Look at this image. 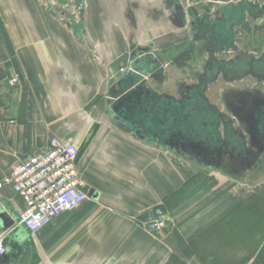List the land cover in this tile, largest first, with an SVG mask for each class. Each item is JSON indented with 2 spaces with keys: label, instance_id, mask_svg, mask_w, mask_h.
Here are the masks:
<instances>
[{
  "label": "crops",
  "instance_id": "obj_1",
  "mask_svg": "<svg viewBox=\"0 0 264 264\" xmlns=\"http://www.w3.org/2000/svg\"><path fill=\"white\" fill-rule=\"evenodd\" d=\"M173 13L170 0H0V182L58 137L79 146L87 193L31 234L22 198L0 183L15 230L0 264H250L264 247V179L175 144L191 70L172 60L187 43ZM157 206L168 222L152 231L143 220Z\"/></svg>",
  "mask_w": 264,
  "mask_h": 264
},
{
  "label": "flooded vegetation",
  "instance_id": "obj_2",
  "mask_svg": "<svg viewBox=\"0 0 264 264\" xmlns=\"http://www.w3.org/2000/svg\"><path fill=\"white\" fill-rule=\"evenodd\" d=\"M170 1L187 38L172 60L191 70L174 100V115L184 116L175 144L234 173L263 172L264 0Z\"/></svg>",
  "mask_w": 264,
  "mask_h": 264
},
{
  "label": "built area",
  "instance_id": "obj_3",
  "mask_svg": "<svg viewBox=\"0 0 264 264\" xmlns=\"http://www.w3.org/2000/svg\"><path fill=\"white\" fill-rule=\"evenodd\" d=\"M123 69H121L122 71ZM17 81V75L10 84ZM79 146L70 139L52 137L47 146L13 165L0 183L7 184L24 202L17 222L29 233L40 229L52 216L71 209L87 198L76 167ZM168 222L166 211L150 210L144 226L159 231ZM5 248L0 244V254Z\"/></svg>",
  "mask_w": 264,
  "mask_h": 264
},
{
  "label": "water",
  "instance_id": "obj_4",
  "mask_svg": "<svg viewBox=\"0 0 264 264\" xmlns=\"http://www.w3.org/2000/svg\"><path fill=\"white\" fill-rule=\"evenodd\" d=\"M137 59L134 60L132 59L131 61V65H130V74H132L133 72H136L138 77H141L143 76L144 74L141 73V71H139L138 69L135 70L134 69V63H137ZM143 81L137 85V89H141L142 88V84ZM135 94V92H133ZM15 230L13 229L12 227V223L10 222H5L4 218L2 216H0V240H4L5 238H9L11 237L12 233L14 232Z\"/></svg>",
  "mask_w": 264,
  "mask_h": 264
},
{
  "label": "trees",
  "instance_id": "obj_5",
  "mask_svg": "<svg viewBox=\"0 0 264 264\" xmlns=\"http://www.w3.org/2000/svg\"><path fill=\"white\" fill-rule=\"evenodd\" d=\"M2 33H3V31H2ZM262 251H263V248H261V249L257 252V254L255 255L253 261H252L250 264H262V260H263V258H264V252H262ZM244 260H245V259H244ZM174 261H175V260H171V262H170L169 264H175ZM245 262H246V261H242L241 263H238V264H245ZM177 264H184V263H182V262H180V261H177Z\"/></svg>",
  "mask_w": 264,
  "mask_h": 264
},
{
  "label": "rangeland",
  "instance_id": "obj_6",
  "mask_svg": "<svg viewBox=\"0 0 264 264\" xmlns=\"http://www.w3.org/2000/svg\"><path fill=\"white\" fill-rule=\"evenodd\" d=\"M253 176H254V181H255V183L258 182V181H260V180H263V179H264V171H263V172H262V171H260V172H255V173L253 174ZM258 206H259V204H257L256 202H254V207L257 208ZM253 221L256 223L257 218H255V220H253ZM243 222H245V221H243ZM246 226H247V225H246ZM242 229H245V227L243 226ZM237 250H238V249H237ZM262 252H264V247H263V251H262ZM236 257H237V258H240V257H243V256H236ZM174 263L177 264V260H175Z\"/></svg>",
  "mask_w": 264,
  "mask_h": 264
}]
</instances>
